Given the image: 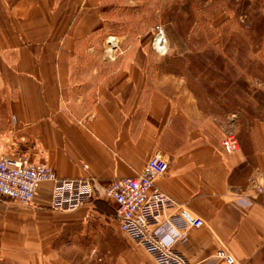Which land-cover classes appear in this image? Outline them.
<instances>
[{
  "label": "crops",
  "instance_id": "0c3cea01",
  "mask_svg": "<svg viewBox=\"0 0 264 264\" xmlns=\"http://www.w3.org/2000/svg\"><path fill=\"white\" fill-rule=\"evenodd\" d=\"M139 5L0 0V153L45 161L61 179H94L100 194L158 152L169 170L156 187L205 222L175 246L184 262L216 264L225 248L236 264H264V192L250 186L256 177L264 190V113L244 131L237 118L240 150L227 155L223 115L206 106L219 99L158 76L140 30L114 36L130 41L117 63L97 61L99 24L112 31L116 8ZM51 188L41 185L30 207L0 198V264H65L59 253L69 248L94 264H156L120 233L112 204L52 211Z\"/></svg>",
  "mask_w": 264,
  "mask_h": 264
},
{
  "label": "rangeland",
  "instance_id": "374dc122",
  "mask_svg": "<svg viewBox=\"0 0 264 264\" xmlns=\"http://www.w3.org/2000/svg\"><path fill=\"white\" fill-rule=\"evenodd\" d=\"M141 1L143 6L138 8H116L112 31L108 25L99 24L101 50L97 61L117 63L122 48L130 41L121 44L114 36L131 27L140 30L144 45L149 48L148 62L162 66L157 75L170 73V78L178 80V87V83L185 82L200 96L217 97L219 102L206 106L213 107L211 111L218 108L223 115L221 142L228 133L241 142L242 133L235 128L237 118L244 131L253 117L264 113V0ZM157 27L166 34L165 55L153 50ZM110 39L116 40L114 48ZM49 250L52 256L57 251L52 244ZM59 254L65 264H94L84 262L80 252L71 248Z\"/></svg>",
  "mask_w": 264,
  "mask_h": 264
},
{
  "label": "built area",
  "instance_id": "2783aa9c",
  "mask_svg": "<svg viewBox=\"0 0 264 264\" xmlns=\"http://www.w3.org/2000/svg\"><path fill=\"white\" fill-rule=\"evenodd\" d=\"M167 45L164 29L157 27L153 50L165 55ZM221 146L226 154L240 150L233 133L225 136ZM168 170L169 162L156 152L138 176L115 179L99 194L94 179H61L45 161L35 164L26 154L0 153V198L30 207L40 186L47 183L52 185V211L73 212L100 198L115 207L120 233L142 247L156 264H186L175 246L187 242L188 232L203 227L205 222L156 187V180ZM250 186L257 194L264 192L256 177L250 180ZM213 258L216 264H236L225 248L218 249Z\"/></svg>",
  "mask_w": 264,
  "mask_h": 264
},
{
  "label": "bare ground",
  "instance_id": "6f19581e",
  "mask_svg": "<svg viewBox=\"0 0 264 264\" xmlns=\"http://www.w3.org/2000/svg\"><path fill=\"white\" fill-rule=\"evenodd\" d=\"M112 39H110V45H111L112 48H114V46L116 45V40L115 39L112 40Z\"/></svg>",
  "mask_w": 264,
  "mask_h": 264
}]
</instances>
